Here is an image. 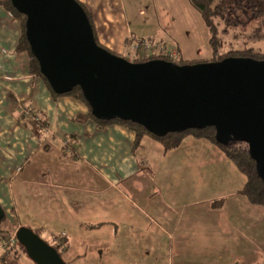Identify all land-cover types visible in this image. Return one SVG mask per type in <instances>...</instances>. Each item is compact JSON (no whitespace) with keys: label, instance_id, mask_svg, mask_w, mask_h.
I'll return each mask as SVG.
<instances>
[{"label":"crops","instance_id":"0c3cea01","mask_svg":"<svg viewBox=\"0 0 264 264\" xmlns=\"http://www.w3.org/2000/svg\"><path fill=\"white\" fill-rule=\"evenodd\" d=\"M80 1L95 16L99 11L111 19L107 28L116 15L127 19L124 0ZM129 25L124 42L118 37L115 43L98 24L102 44L121 51L128 36L137 38ZM22 35L20 19L0 6V206L6 229L26 227L45 241L63 239L66 264H264V207L239 193L244 183L229 176L236 178V170L228 167L227 184L220 187L216 170L206 176L203 169H185L193 153L217 146L189 137L170 154L160 152L165 170L147 167L133 131L120 124L100 128L84 102L55 97L31 73L29 53L18 51ZM32 114L46 119L42 138L28 125ZM80 115L89 119L76 121ZM143 140L146 150L157 143ZM208 176L207 191L216 195L202 202L197 195ZM217 200H225L219 209L212 206ZM13 252L0 248V264H35Z\"/></svg>","mask_w":264,"mask_h":264},{"label":"water","instance_id":"95a60500","mask_svg":"<svg viewBox=\"0 0 264 264\" xmlns=\"http://www.w3.org/2000/svg\"><path fill=\"white\" fill-rule=\"evenodd\" d=\"M41 74L64 95L79 87L100 120H124L158 137L214 128L219 144L249 145L264 180V61L227 58L180 66L131 63L99 46L76 0H11ZM5 216L0 206V223ZM16 239L35 264H66L29 228Z\"/></svg>","mask_w":264,"mask_h":264},{"label":"rangeland","instance_id":"374dc122","mask_svg":"<svg viewBox=\"0 0 264 264\" xmlns=\"http://www.w3.org/2000/svg\"><path fill=\"white\" fill-rule=\"evenodd\" d=\"M76 1H78L80 5H83L81 4L80 0ZM122 4L125 5L127 19H122V17H120V14L116 15L114 21L110 22V28H107V26L104 24L108 20L111 21V19L107 20L106 17L100 16L98 14L99 11L97 12V17L83 5L86 11L89 13L92 26L95 30L97 43L112 54L124 59L126 58V60L131 63H144L137 59L132 52L131 41L136 40L135 37L128 36L126 40V46L123 47L121 51L118 50V47L116 46H110L109 48L102 44L104 39L101 34V30L98 29V24H102L106 30V32L104 33V37H106V39L113 38L115 43H117L118 37L119 41L121 39L124 42L125 38L123 37V35L126 30V23H128L130 24L129 26L134 29L133 32L138 39L143 38L142 40H150L151 38H154L153 41L160 42L163 45L165 44L164 47L168 49L169 52H174L179 56V59L177 61L171 60L170 57H154L145 62L160 58L158 60H170L171 63L183 66L192 64L195 65L196 63L201 64L218 61V58L214 57V55L212 54V50L209 44L210 35L208 28L206 27L201 15L190 5L188 0H124L122 1ZM222 29L223 26H220V30ZM114 31H118V35ZM251 32L252 31H248V29H246L245 31L240 28L230 29L227 34L222 35V51H239L245 49L246 47H248V38L251 36ZM250 45H253V43H251ZM178 46L181 50L177 49V51L175 49L178 48ZM263 46L264 41H259L255 44L254 48L260 52V49ZM188 140H190V138H187L185 141H183V143L187 142ZM142 142H144V140L141 141V144L143 145L144 143ZM141 144L138 147V152L142 155L143 153L144 155L146 154L145 156H147L148 158V162H146L147 167H157L158 170L159 168L164 169V161L162 158V154L160 153L163 150L161 146L153 142L148 146V149L146 150L142 149ZM182 144L180 146H182ZM172 151H169L168 153L170 154V152ZM69 153H71V151ZM187 153H189V151H187ZM169 154L167 155L169 156ZM222 154V151L218 148L211 149V151L209 149H204V151L199 150L197 152V156L196 153H193V157L195 160H189L186 162L185 169H191L194 167L199 169L200 172H202L203 169L206 176L208 174V169H212L213 172H215L216 170L218 176H220L221 178V187L222 184H227L225 171L228 169V167H230L233 170H236L237 174L236 178H234L231 176L232 173H230L229 176L232 178V180L235 179L236 183H244L245 178L238 172V170L232 163L228 164L227 159L223 157L224 155ZM221 157L225 159H222ZM167 159L168 161L170 160L169 157H167ZM177 166H180L179 160ZM212 170H210V172ZM237 185L240 186L239 184ZM208 186H210V176L206 177L203 183L204 193L198 192L199 194L197 195V197L200 198L202 202L208 200V197L216 195V191H207ZM191 202L192 201H190L189 203ZM30 218H33V216H30ZM18 229H16V231L7 229L11 233V236L8 238V241L6 240L2 242L8 247L13 246L11 241L13 239L17 241L16 234ZM42 237L45 238L44 235ZM46 241L50 245L57 243L55 242V240L53 242H51L50 240Z\"/></svg>","mask_w":264,"mask_h":264},{"label":"trees","instance_id":"16d2710c","mask_svg":"<svg viewBox=\"0 0 264 264\" xmlns=\"http://www.w3.org/2000/svg\"><path fill=\"white\" fill-rule=\"evenodd\" d=\"M190 5L201 15L206 27L209 31V44L214 57H217L218 61H222L227 58H251L257 61H264V53L259 52L252 47L257 42L264 41V0H188ZM78 2V1H77ZM79 3V2H78ZM0 6L9 10L14 16H16L22 22L23 35L20 40L18 51L28 52L30 55V71L33 75L41 77L47 84L51 92L55 97L57 96H72L84 102L89 108V104L84 98L83 92L79 87L74 88L71 92L58 95L56 94L46 78L41 74L39 64L35 57L31 54L30 45L26 38V17L20 14L13 6L11 0H0ZM83 8L84 6L81 5ZM90 22L89 13L84 8ZM92 25V23H91ZM220 26L223 29L220 30ZM93 27V26H92ZM240 28L242 30L248 29L251 32V36L248 38V47L243 50H230L222 51L223 39L222 35L227 34L230 29ZM94 30V28H93ZM96 39V34L94 30ZM97 42V40H96ZM253 43V45H250ZM98 44V43H97ZM99 45V44H98ZM100 46V45H99ZM163 58V57H160ZM156 58V60L160 59ZM164 60V59H161ZM171 62L166 60V62ZM217 61V62H218ZM197 64V63H196ZM178 65V64H177ZM194 65V64H192ZM182 66V65H180ZM185 66V65H183ZM90 117L95 121L100 128H103L110 124H120L127 129L133 131L136 135L135 147L136 149L141 144V141L145 137H149L152 140L159 143L165 152L175 150L180 147L186 138L192 137L197 140L207 141L217 146L224 156L232 163L238 172L245 178L244 186L239 192L241 195L246 197L248 202L253 206L264 207V180L257 171V163L251 157L249 145L245 142L235 141L228 144H219L216 141V131L214 128H206L203 130H188L180 133H170L165 137H158L148 132L143 126L124 120H111L105 121L95 118L91 114ZM85 116H78L76 121L85 122L89 118ZM32 132L38 138H42L47 132L46 119L40 115H33L27 120ZM225 200H217L212 206L214 208H221ZM6 222V216L0 223V243L2 241H8L11 233L4 227ZM35 234L39 235V231H34ZM56 244H52L60 256H63V249L65 248L66 242L62 239L58 242V238L55 240ZM16 245V246H15ZM50 245V244H49ZM10 251L14 252L12 255L17 257L20 253L26 254L25 248L16 241L13 246L8 247ZM12 249V250H11Z\"/></svg>","mask_w":264,"mask_h":264},{"label":"built area","instance_id":"2783aa9c","mask_svg":"<svg viewBox=\"0 0 264 264\" xmlns=\"http://www.w3.org/2000/svg\"><path fill=\"white\" fill-rule=\"evenodd\" d=\"M164 46L165 44L163 45L162 43L153 40H140L136 38V40L131 41L132 52L141 62L148 61L154 57H170L171 60L177 61L179 59L178 54L169 52ZM64 145L68 146V143L65 142ZM11 243L12 245L15 244L16 240L13 239ZM0 248L7 249L8 246L4 243H0Z\"/></svg>","mask_w":264,"mask_h":264},{"label":"bare ground","instance_id":"6f19581e","mask_svg":"<svg viewBox=\"0 0 264 264\" xmlns=\"http://www.w3.org/2000/svg\"><path fill=\"white\" fill-rule=\"evenodd\" d=\"M126 59V58H125Z\"/></svg>","mask_w":264,"mask_h":264}]
</instances>
